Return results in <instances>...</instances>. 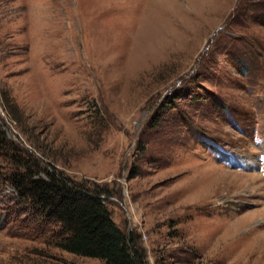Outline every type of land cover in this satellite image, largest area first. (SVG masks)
<instances>
[{"label": "rangeland", "instance_id": "rangeland-1", "mask_svg": "<svg viewBox=\"0 0 264 264\" xmlns=\"http://www.w3.org/2000/svg\"><path fill=\"white\" fill-rule=\"evenodd\" d=\"M0 131L103 194L143 264H264V0H0ZM5 177L0 264H104Z\"/></svg>", "mask_w": 264, "mask_h": 264}, {"label": "trees", "instance_id": "trees-1", "mask_svg": "<svg viewBox=\"0 0 264 264\" xmlns=\"http://www.w3.org/2000/svg\"><path fill=\"white\" fill-rule=\"evenodd\" d=\"M0 164L17 198L39 220L55 225L54 245L104 264H143L129 235L110 217L105 198L96 188L43 166L31 150L18 146L0 131ZM2 174V173H1Z\"/></svg>", "mask_w": 264, "mask_h": 264}]
</instances>
